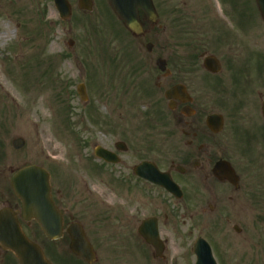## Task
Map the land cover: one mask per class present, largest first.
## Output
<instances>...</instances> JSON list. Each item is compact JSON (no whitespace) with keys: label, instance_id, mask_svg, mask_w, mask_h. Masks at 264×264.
I'll use <instances>...</instances> for the list:
<instances>
[{"label":"flooded vegetation","instance_id":"1","mask_svg":"<svg viewBox=\"0 0 264 264\" xmlns=\"http://www.w3.org/2000/svg\"><path fill=\"white\" fill-rule=\"evenodd\" d=\"M152 1L156 22L143 19L138 35L126 29L140 52H122L125 57L117 62L124 81L117 103L125 118L137 108L134 124H125L118 139L105 147L115 162L97 159L101 170L116 172L112 182L119 189L118 199L83 192L71 201L68 186L53 188L49 170L62 230L55 240L44 237L35 221L22 216L21 202L10 186L13 173L31 164L6 163L18 150L0 133V210L16 218L32 241L43 237L38 244L51 264H175L179 212L213 233L205 240L217 264L264 262V21L245 19L243 0ZM148 34L155 35L154 43ZM208 56L210 67L203 64ZM109 77L110 83L105 77L102 87L108 84L113 101L117 87L111 72ZM92 82L88 78L80 83L87 91ZM212 113L223 118L218 133L206 125ZM143 162L152 166L141 167L137 174L134 169ZM154 169L164 174L162 181L171 180L172 192L144 178L156 176ZM149 217L157 225L158 258L138 232ZM71 224L83 232L80 244L90 262L71 252ZM0 264L18 262L0 247Z\"/></svg>","mask_w":264,"mask_h":264},{"label":"rangeland","instance_id":"2","mask_svg":"<svg viewBox=\"0 0 264 264\" xmlns=\"http://www.w3.org/2000/svg\"><path fill=\"white\" fill-rule=\"evenodd\" d=\"M69 2L71 17L63 21L52 0H0V133L10 141L17 137L25 141L15 153L17 157L11 156L6 163L35 164L52 171L53 188L60 183L68 186L73 192L71 201L83 192L90 197L108 193L117 200L119 189L112 182L116 172L109 167L101 170L92 150L96 145L108 147L125 124H134L137 108L132 107V116L125 118L117 103L120 84H124L117 62L125 57L122 52L140 50L106 8L105 0H93L92 13L83 18L77 0ZM243 4L245 19H255L248 0ZM145 27L156 30V25L146 23ZM146 36L154 43V34ZM69 39L73 40L71 46ZM141 52H145L144 46ZM131 56L138 58L136 53ZM110 72L117 87L113 101L107 93L108 84L102 87L105 77L110 83ZM88 78L93 82L87 93L93 94L82 102L76 86ZM25 118L32 125L30 134L16 130L17 120ZM197 236L214 237L204 224H194L193 219L177 213L175 264L194 263L192 243ZM149 264L162 263L155 260Z\"/></svg>","mask_w":264,"mask_h":264},{"label":"water","instance_id":"3","mask_svg":"<svg viewBox=\"0 0 264 264\" xmlns=\"http://www.w3.org/2000/svg\"><path fill=\"white\" fill-rule=\"evenodd\" d=\"M62 19L70 16V5L67 0H53ZM114 13L123 21L126 28L138 34L141 32V25L138 12L141 10L145 16L154 21L156 13L151 0H107ZM259 11L264 18V0H256ZM78 7L82 9H90L91 0H78ZM71 43V42H70ZM208 59H205V66L209 67ZM79 95L85 99V91L83 86L78 88ZM207 125L213 131L221 129V120L217 115L207 118ZM14 147L20 148L23 145L22 139L14 141ZM95 154L107 161H111L110 152L96 148ZM139 170H137V173ZM149 180L171 188L170 182L164 183L155 176L148 177ZM12 187L16 195L21 199L23 212L25 216L34 218L40 225L43 233L55 239L59 235L60 216L57 214L51 200L48 174L41 168L27 167L24 168L11 178ZM141 235L158 250V235L156 225L150 224V219L143 222L139 229ZM78 236L72 234L71 250L75 254L82 255V251L78 248ZM0 245L4 249H8L17 257L19 264H49L41 250L37 245L27 240L21 232L17 222L8 216L0 213ZM194 252L197 256L196 264H215L208 244L201 238L197 239L194 244Z\"/></svg>","mask_w":264,"mask_h":264},{"label":"bare ground","instance_id":"4","mask_svg":"<svg viewBox=\"0 0 264 264\" xmlns=\"http://www.w3.org/2000/svg\"><path fill=\"white\" fill-rule=\"evenodd\" d=\"M16 130L27 132L30 134V131L32 130V125L28 122L27 118L23 120H17L16 122Z\"/></svg>","mask_w":264,"mask_h":264}]
</instances>
